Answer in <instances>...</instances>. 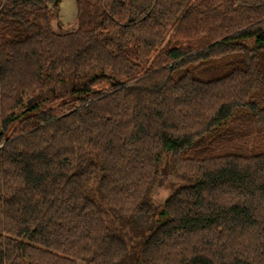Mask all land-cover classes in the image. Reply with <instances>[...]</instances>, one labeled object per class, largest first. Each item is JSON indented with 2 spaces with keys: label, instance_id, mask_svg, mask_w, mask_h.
Masks as SVG:
<instances>
[{
  "label": "trees",
  "instance_id": "1",
  "mask_svg": "<svg viewBox=\"0 0 264 264\" xmlns=\"http://www.w3.org/2000/svg\"><path fill=\"white\" fill-rule=\"evenodd\" d=\"M60 1L0 0V264H264V0Z\"/></svg>",
  "mask_w": 264,
  "mask_h": 264
},
{
  "label": "rangeland",
  "instance_id": "2",
  "mask_svg": "<svg viewBox=\"0 0 264 264\" xmlns=\"http://www.w3.org/2000/svg\"><path fill=\"white\" fill-rule=\"evenodd\" d=\"M76 12H77V5L74 0H61L58 5V16H56V18L55 17L52 18L51 27L54 30H60L63 32L75 29L77 25ZM49 87L52 88L54 91L57 90L52 85H50ZM58 90L59 91L56 92L63 93L62 91H60V89ZM32 101H33L32 99L30 100L27 99L26 105L29 109H31L32 107ZM58 101L59 100L57 101L51 100V102L49 101L45 102L43 105L44 107L54 106L58 103ZM231 123L232 122H229L228 125H231ZM234 144L236 147L241 148V150H243V147L251 150H256V149L264 150V137L249 136L244 139L236 138ZM253 145H255V147ZM160 162H161L160 168L165 169L167 167L168 170H165V174L161 173L160 171V173L158 174V178L156 179L150 191L152 204L156 208H159V205L168 196V194L171 192L172 188L177 184V182L181 181L178 179L176 174L172 173L170 165L167 162V156H164L163 160H161ZM166 164L168 166H166ZM94 184L95 183L93 181L90 182L89 184V186L91 187V192L95 191ZM0 223H1V207H0ZM134 237L132 236V239ZM132 239H131V243H133Z\"/></svg>",
  "mask_w": 264,
  "mask_h": 264
}]
</instances>
